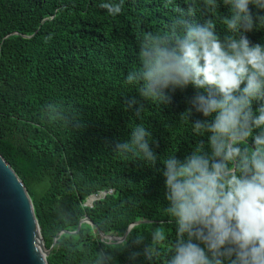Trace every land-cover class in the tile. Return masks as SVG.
I'll use <instances>...</instances> for the list:
<instances>
[{
  "label": "trees",
  "instance_id": "obj_1",
  "mask_svg": "<svg viewBox=\"0 0 264 264\" xmlns=\"http://www.w3.org/2000/svg\"><path fill=\"white\" fill-rule=\"evenodd\" d=\"M101 2L0 0V155L32 199L49 264H91L98 230L119 237L140 220L151 223L130 233L148 240L159 227L166 252L174 225L164 212L163 176L137 157L117 155L114 146L135 123L149 127L159 156L178 150L183 157L195 143L181 120L191 88L174 93L167 106L146 102L139 116L126 108L136 92L125 77L139 63L142 36L166 29L175 3L186 8L183 0H126L117 17L106 15ZM223 14L221 7L217 16ZM249 38L264 43V30ZM53 102L76 110L83 128L47 119ZM134 248L115 253L119 264H128Z\"/></svg>",
  "mask_w": 264,
  "mask_h": 264
},
{
  "label": "clouds",
  "instance_id": "obj_2",
  "mask_svg": "<svg viewBox=\"0 0 264 264\" xmlns=\"http://www.w3.org/2000/svg\"><path fill=\"white\" fill-rule=\"evenodd\" d=\"M126 0H102L109 17L124 11ZM175 3V0H168ZM163 31L144 34L139 63L125 83L136 95L126 108L139 116L146 102L161 107L177 91L191 88L181 115L195 138L183 157L159 156L149 127L135 123L117 155L137 157L164 179V212L174 225L166 252L165 234L154 227L150 239L125 232L101 238L91 264H264V43L249 34L264 30V0H183ZM227 14L217 16L219 8ZM202 19L203 22H200ZM222 21L223 34L217 31ZM46 118L83 128L80 114L49 103ZM193 113L200 118L191 120ZM162 168H157V164Z\"/></svg>",
  "mask_w": 264,
  "mask_h": 264
},
{
  "label": "water",
  "instance_id": "obj_3",
  "mask_svg": "<svg viewBox=\"0 0 264 264\" xmlns=\"http://www.w3.org/2000/svg\"><path fill=\"white\" fill-rule=\"evenodd\" d=\"M105 195L106 192H102L95 196L101 199ZM86 206L92 207L93 203L86 202ZM82 222L94 225L88 218ZM147 223L151 221L140 220L129 226L127 232ZM98 231L101 238L119 239ZM50 252L44 244L34 204L24 183L0 155V264H49Z\"/></svg>",
  "mask_w": 264,
  "mask_h": 264
},
{
  "label": "rangeland",
  "instance_id": "obj_4",
  "mask_svg": "<svg viewBox=\"0 0 264 264\" xmlns=\"http://www.w3.org/2000/svg\"><path fill=\"white\" fill-rule=\"evenodd\" d=\"M99 195H100V194H99ZM98 199L100 200V198L98 197V198H96L95 201H93L92 203L98 201ZM92 203H89V204H92Z\"/></svg>",
  "mask_w": 264,
  "mask_h": 264
}]
</instances>
